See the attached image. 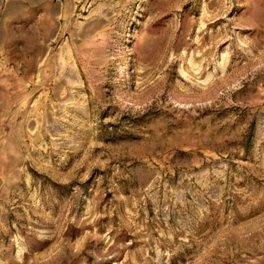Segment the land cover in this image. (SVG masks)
I'll list each match as a JSON object with an SVG mask.
<instances>
[{
  "label": "rangeland",
  "instance_id": "1",
  "mask_svg": "<svg viewBox=\"0 0 264 264\" xmlns=\"http://www.w3.org/2000/svg\"><path fill=\"white\" fill-rule=\"evenodd\" d=\"M0 264H264V0H0Z\"/></svg>",
  "mask_w": 264,
  "mask_h": 264
}]
</instances>
